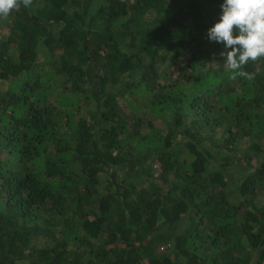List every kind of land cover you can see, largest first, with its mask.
Returning <instances> with one entry per match:
<instances>
[{
  "label": "trees",
  "instance_id": "16d2710c",
  "mask_svg": "<svg viewBox=\"0 0 264 264\" xmlns=\"http://www.w3.org/2000/svg\"><path fill=\"white\" fill-rule=\"evenodd\" d=\"M221 2L0 19V264H264V58L232 78Z\"/></svg>",
  "mask_w": 264,
  "mask_h": 264
},
{
  "label": "clouds",
  "instance_id": "9594fccd",
  "mask_svg": "<svg viewBox=\"0 0 264 264\" xmlns=\"http://www.w3.org/2000/svg\"><path fill=\"white\" fill-rule=\"evenodd\" d=\"M21 4L28 8L32 0H0V19L7 18ZM207 39L221 44L220 55L227 68L251 80L243 71L249 61L264 58V0H222L218 19L207 29Z\"/></svg>",
  "mask_w": 264,
  "mask_h": 264
},
{
  "label": "rangeland",
  "instance_id": "374dc122",
  "mask_svg": "<svg viewBox=\"0 0 264 264\" xmlns=\"http://www.w3.org/2000/svg\"><path fill=\"white\" fill-rule=\"evenodd\" d=\"M41 244H42L41 239H35V240H32L31 246L39 247ZM18 264H28V261L24 260V261L18 262Z\"/></svg>",
  "mask_w": 264,
  "mask_h": 264
}]
</instances>
